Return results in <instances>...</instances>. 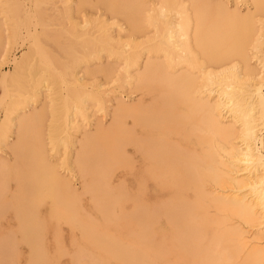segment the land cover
Here are the masks:
<instances>
[{"label": "bare ground", "instance_id": "obj_1", "mask_svg": "<svg viewBox=\"0 0 264 264\" xmlns=\"http://www.w3.org/2000/svg\"><path fill=\"white\" fill-rule=\"evenodd\" d=\"M9 62L0 264H264V0H0Z\"/></svg>", "mask_w": 264, "mask_h": 264}, {"label": "rangeland", "instance_id": "obj_2", "mask_svg": "<svg viewBox=\"0 0 264 264\" xmlns=\"http://www.w3.org/2000/svg\"><path fill=\"white\" fill-rule=\"evenodd\" d=\"M102 12H104V11H102ZM103 18L105 20H108L109 17L105 16ZM141 49H142V47L139 50H141ZM25 51H26L25 48L13 47L11 50L12 58L21 57L25 53ZM112 64L115 65L116 67H119V68L123 67V65L119 66L120 63L112 62ZM12 70H13V64H12V62H9L8 64H6L4 66L0 75L10 74V71H12ZM103 89L107 90V93H108V96L105 98L106 99L105 104L103 105V107H101L102 109H99L98 107L93 108V116H92V118H90V121H88L87 124L83 125V128H81V132L89 131L88 133H93L96 130V128H98V126H101V125H103L106 128L110 127L113 124V113H114L115 109L117 108L119 101L122 99V96L125 97V96H127V94L129 96H131L132 99L128 100V97H129L128 96V97H126L125 101H128V104L132 105V106H136V105L143 104V103L145 105H148L151 102V99L149 97L142 98L141 94H139V93L131 95L130 94V90H131L130 86H125L123 84H116V85L105 84ZM2 98H3V91L0 88V101ZM44 102H45V100H43L40 103V106ZM2 119H3L2 108H0V122ZM128 149H129L128 155L131 157L132 156V149L130 147ZM2 158L7 160L8 162L12 161V157L9 155L8 151H5V153H3ZM60 170L64 176H66V177L68 176L67 170H65V169H60ZM122 180H125L129 186L133 185L132 174L120 173L115 178L116 182H122ZM74 182H75V187L77 189H79V191H81L82 190L81 181L78 179L77 181L74 180ZM210 191L212 193L214 192V194H216V195H224V194H222V192H220L218 189H216V187L213 185L210 187ZM232 224L234 227H237V228L243 230L245 232V234H247V236L250 238V241L253 243L252 245H255V243H257V241L259 239H261V238L264 239V232L262 233V230H259L258 228L251 227L249 225H245L243 222H241L239 220H233ZM66 240L68 241L67 238H66ZM62 263L63 264H70L68 258L63 259Z\"/></svg>", "mask_w": 264, "mask_h": 264}]
</instances>
